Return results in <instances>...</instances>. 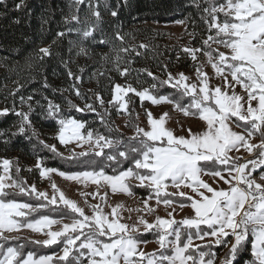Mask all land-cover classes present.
Segmentation results:
<instances>
[{
    "label": "snow or ice",
    "instance_id": "obj_1",
    "mask_svg": "<svg viewBox=\"0 0 264 264\" xmlns=\"http://www.w3.org/2000/svg\"><path fill=\"white\" fill-rule=\"evenodd\" d=\"M74 2L78 8L85 0ZM87 3L96 24L83 30L82 37L92 38L97 45H107L108 40H97L94 36L102 22L99 0L95 6L92 0ZM191 3L201 12V19L207 25L206 36H202L199 47L182 48L194 62L198 61V54L204 58L194 66L195 81H190L184 72L174 75L167 71V65L164 79L144 69L152 83L142 90L131 84L127 87L115 84L108 105L130 115L131 99L124 98L132 93L139 98L141 108L145 101L153 106L172 104L174 110L185 117L203 121V131L193 132L189 127L187 135H175L174 129L165 127L171 118L168 112L157 118L145 109L147 130L135 126V135L125 140L122 136L106 135L88 126L86 120L65 114L60 104L44 96L46 108L40 101L35 102L43 109L42 119L58 125L54 136L58 144H49L40 138L33 125V96L21 94L23 85L14 82L17 86L9 93L14 98V106L0 109V117L10 113L17 117L15 131L0 129V141L7 144L18 136H24L29 142L35 139L67 167L45 166L42 158L37 157L35 167L41 178L49 180L52 189L49 196L47 191H39L35 185L25 187V181L13 178L12 161H0L3 173L0 174V264H216L218 253L214 249L217 248L227 249L219 258V264H264V0H191ZM0 4L7 7V0H0ZM15 7L19 9L21 4ZM104 7L111 17L119 19L120 10L129 7V0L122 3L117 0L115 7L105 0ZM71 20L79 22L77 15H72ZM176 23L184 24L185 20ZM66 34L60 31L56 35L63 38ZM190 35L195 39V32ZM115 39L121 46L110 48L115 53L111 59L119 75L127 76L131 69L121 67V62L130 65L131 52L140 55L138 49H146L147 45L141 43L131 49L123 46L122 30L115 33ZM77 55L88 57L90 51L81 44ZM49 56L51 46L40 47L34 53V58L40 61ZM101 59L108 61L109 54L101 53ZM180 59L177 54V60ZM208 67L211 74L204 70ZM68 76L83 82L82 76L70 69ZM214 78L219 83H213ZM165 86L175 89L179 96L162 94L160 90ZM43 87H49L46 79ZM73 89L77 97L84 99L79 88L73 85ZM18 94L19 109L15 106ZM95 98L103 114L87 102L84 107L70 100L68 104L78 113L97 114L101 124L110 127L105 115L111 113L105 101L98 93ZM185 98H189L187 102ZM180 127L183 131V124ZM256 138L259 142L253 143ZM70 144L74 145L71 149ZM59 145L65 147L67 155L59 150ZM76 148L81 150L77 152ZM241 148L248 153V159L229 155L239 153ZM125 164L129 166L125 168ZM106 169H111L112 174ZM15 171L17 174L22 171L18 161ZM52 174L85 188L89 184L96 186L95 192L80 193L91 214L84 206L66 198L52 180ZM221 181L228 187H220ZM8 188L18 190L21 196L34 197L38 203L20 202L14 193L6 191ZM136 188L145 191L138 201L142 207L127 209L137 214L131 224L121 222L124 206L110 205L108 190L113 195L135 197ZM101 189H104L103 195ZM183 189H190V193ZM89 196L98 202L89 203ZM153 200L156 206L163 204L166 209L171 208L166 215L172 218L155 216L154 221L149 222L146 216L156 212L150 203ZM104 207H109L110 213H106ZM185 207H190L194 215L176 221L173 213ZM38 212V217L32 215ZM48 212L56 213L59 218H51ZM53 225L58 226L56 230L45 231ZM25 229L46 238H27L25 243L21 242L25 238L19 235H5L18 234ZM193 229L195 231H191ZM143 233H153L157 251L146 253L140 247L153 242L140 239ZM196 240L205 243L194 245ZM28 243L44 248L57 245L60 252L37 256L34 251L25 252Z\"/></svg>",
    "mask_w": 264,
    "mask_h": 264
},
{
    "label": "trees",
    "instance_id": "obj_2",
    "mask_svg": "<svg viewBox=\"0 0 264 264\" xmlns=\"http://www.w3.org/2000/svg\"><path fill=\"white\" fill-rule=\"evenodd\" d=\"M96 2L97 0H92L93 6L96 5ZM18 3L21 4V7L16 9L15 5ZM104 3L105 0H99L102 22L95 29L94 36L97 40L101 38L108 40L107 45H97L92 42V38L85 39L82 37L83 30H86L92 24H96V19L92 15L87 0L78 8L74 0H7V7L0 4V107L11 109L14 106V98L9 93L17 86L14 82H18L23 85L21 94L33 96L31 103L34 112L31 119L34 127L39 132L54 131L58 128L55 121L42 119L43 109L40 105L46 108L47 101L43 97L47 96L55 103L60 104L65 114L70 113L75 118L86 120L88 126L98 129L106 135L122 136L125 140L129 139L130 137L120 132L115 125L114 119L117 115L115 107L109 110L110 116L105 115V120L110 126L105 127L101 124L97 114L87 111L78 113L69 106L68 101L70 100L80 107H84L85 102L93 104L97 111L103 114L104 110L96 100L95 94L98 93L103 100H108L114 84L122 80L139 88L148 87L152 83V78L147 75V72L143 71L144 69L151 71L160 79L165 78V65L174 56L175 52L174 50L170 51L167 45H163L161 41H155L158 36L157 31L151 26L152 23L185 20V31L188 34V40L191 45L198 47L202 36H206L207 25L204 24L201 19V12L192 5L191 0H129V7L120 10L119 19L111 17L104 7ZM107 3L109 6L115 7L117 0H107ZM72 15H77L79 22L71 20ZM66 19L69 21L68 23L65 22ZM17 20L20 22L15 23ZM70 28L74 31L69 32ZM121 30L125 38L123 46L131 49L137 48L141 43L147 45L146 49H138L140 55H136L135 51L131 52V64L134 63L139 68L134 69L133 66L124 65L121 62V67L127 66L131 69L130 73L123 77L115 70L111 59L115 56V53L110 51V48L121 46V42L115 39V33ZM60 31L67 34L63 38H57L56 34ZM193 32L196 33L195 39L190 35ZM127 37L137 38L139 41L131 45L130 40L127 41ZM54 40H56V43H53ZM81 44L91 49L92 52H96L97 57L101 53H108L110 59L102 63L99 61L100 59L95 58L94 62L87 64L88 57L76 54ZM49 46H51V56L45 57L43 61L34 58V53L40 47ZM181 52L183 53V51ZM121 55L125 56L126 54L121 53ZM145 57H149L151 61L148 62ZM69 69L75 75L82 76L83 82L79 83L70 79L68 76ZM45 79L49 85L48 88L43 87ZM90 80L96 84L92 89H88L86 86ZM73 85L79 88L84 99L76 96ZM160 91L162 94L179 96L175 89L167 86ZM188 99L185 98V102ZM36 101H40V105H37ZM19 104L18 94L15 97L17 109H19ZM136 105L137 101L133 99L128 106L131 113L128 115L130 128L135 123L134 109ZM24 110H27L26 106ZM16 121L17 117L11 113L6 117H0V129L15 131ZM0 154L1 156L6 154L16 155V160H14L16 166L17 161L20 162L22 157H27L30 160H37V157H41L42 164L45 166L60 167L62 169L67 167L63 161L54 157L51 152L40 147L35 139L29 142L24 136L13 137L7 144L0 141ZM128 166L127 164L124 165L125 168ZM20 167L23 169V164ZM106 171L108 174H112L111 169H106ZM13 175L14 177L17 175L19 178L25 174L22 170L18 174L14 171ZM135 191L136 196L141 197L145 194L142 188H136ZM14 194L20 202L38 203L34 197L29 198L18 193ZM177 199L179 198L177 197ZM60 207L63 208L64 206ZM65 211L69 210L65 209ZM32 215L38 217L39 212ZM48 215L54 219L59 218L54 212H48ZM139 238L149 241L155 240L153 233H143ZM21 242L27 243V239L25 238ZM223 249L217 248L214 250L219 254ZM28 250L34 251L39 256L42 254L52 255L54 252L60 251V248L57 245L44 248L28 243L25 252Z\"/></svg>",
    "mask_w": 264,
    "mask_h": 264
},
{
    "label": "rangeland",
    "instance_id": "obj_3",
    "mask_svg": "<svg viewBox=\"0 0 264 264\" xmlns=\"http://www.w3.org/2000/svg\"><path fill=\"white\" fill-rule=\"evenodd\" d=\"M152 28H154L157 32V38H156V42L157 41H161V43L163 45H167V47L171 50H174L175 54L174 56L168 61L167 66L168 69L167 71L173 73L174 75H177L179 72H184L189 78L190 81H195V72H194V66L196 63H199L200 61H202L204 58L198 54V61L194 62L192 61L190 58H188L185 54H183L182 48L185 46H192V47H198L195 45H191V43L188 40V34L185 31V24H177L176 21H172V22H168V23H152L151 24ZM130 40V44H134L137 41H139V39H131V37H127V41ZM138 43V42H137ZM213 47H215V45H213ZM90 51V56H88L87 59V64H91L92 62L95 61V58L100 59L99 61L102 63H105L106 61L101 59V55L99 57H97L96 52H92L91 49H89ZM77 54V53H76ZM177 54L180 55L181 59L177 60ZM145 59L149 62L151 61V59L148 57ZM130 66H133L134 69L139 68L137 65L130 64ZM206 72L210 73L212 72L211 68H205L204 69ZM160 72V71H159ZM123 77V76H122ZM166 78V76H165ZM124 79V78H122ZM85 81H87V79H85ZM213 83H219L218 80H216L215 78L212 81ZM115 84H120L123 87H127L129 84L126 81H120L117 82ZM114 84V85H115ZM96 84H94L92 82V80H90L89 83L86 84V86L88 87V89H92ZM133 87L137 88L138 90H142L143 88H139L134 86L133 84H131ZM114 88V86H113ZM113 88L111 89V95L109 97L108 100H104L105 101V107H108L109 110H111L113 107L108 105V101L111 100L112 98V92H113ZM237 91H239V89H237ZM131 99V103L133 101V99H136L137 101V105L136 108L134 109V113H135V123L134 125L130 128L129 124L130 122L128 121V115L129 113L127 112H116V118L114 119L115 121V125L118 128V130L120 132H122L124 135H127L128 137H131L133 135H135L134 132V127L135 126H139L142 128H145L147 130V117L145 115V109H147V111L152 112V114L155 117H159L162 113L164 112H168L170 115V119H168L165 127L170 128V129H174V134L175 135H187V128H191L193 132H200L203 131L205 128V124L203 121H200L198 118H192V117H185L181 112L175 111L173 108L172 104H163V105H157V106H153L150 102L145 101L144 102V108H141L140 105V101L139 98L135 95H133L132 93L128 94V97H125L124 99ZM99 103V102H98ZM130 103V104H131ZM0 109H3L2 107H0ZM179 122V123H177ZM183 124L184 126V130H181L180 125ZM238 131V129H237ZM39 132V131H38ZM40 133V138L44 139L47 143L49 144H58V141L54 139V136L56 134V130L54 131H44L43 133ZM45 133V134H44ZM253 143H258V138L253 139L252 141ZM72 147H74V145L70 144L68 146L69 149H71ZM85 148H87V145H85ZM59 150L61 152H63L65 155H67V150L65 149V147L63 145H59ZM80 148H76V151H80ZM230 156L232 155H237L239 157H241L242 160L249 158L248 153L244 151V149H240L239 153H229ZM3 159H9L10 161H12L13 163V167L11 170V175L13 176V178L18 179V180H22L25 181V187H29L31 185H35L37 190L39 191H47L49 196H51L52 193V189L49 187V180L41 178L40 174H39V169H37L35 167L36 161L37 160H30L27 157H22L19 165L21 166L23 164V173L25 175H23V177H19L17 175H13L16 165L14 160H16V155L14 154H6L5 156H1L0 154V161H2ZM28 169H31V171H28ZM0 174L2 173V170H0ZM205 179H208L207 177H205ZM52 180H54L57 184V186L60 188L61 191H63L66 195V198L72 199L73 201H76L78 204H80L81 206L85 207L86 212H88L87 207L84 205V198L80 195V193L83 192H95L96 191V186L94 184H89L87 188H85L83 185H77L73 182H68L63 180L62 178H60L59 176H56L55 174H52ZM209 183H211V181L209 180ZM214 187L216 185H213ZM219 186L222 188H227V185H224L223 182L221 181L219 183ZM186 192L190 193V189H183ZM6 191L8 192H14V193H18V190L16 189H12V188H8L6 189ZM168 191H175L173 189H168ZM104 189H101V195H103ZM26 197V196H25ZM107 200L108 203L112 206H115L117 203L122 204L124 206V209L121 211V215L124 217V219L121 222L124 223H129L131 224L133 221L136 220L137 218V214L136 212H129L127 209H135L137 207H142L141 204L138 203V201L140 200V196H135V197H129L123 194H117V195H113L111 193V190H108V196H107ZM36 201V200H35ZM88 201L89 203L95 204L98 201L92 199L91 196L88 197ZM22 202V201H21ZM151 205L153 207L156 208V212L151 215V216H146V219L149 222H153L155 219V216H160L162 218H172V217H167L166 212L167 211H171V208H165V206L163 204L156 206L155 201H151L150 202ZM60 206H63L62 204ZM103 206V205H102ZM110 208L109 207H104V211L106 213H110ZM24 211H29L27 209H25ZM88 214H91L90 212H88ZM194 213L192 211V209L190 207H185L183 210H177V212L173 213V217L175 218L176 221H180L185 217H191L193 216ZM131 216V219H128V217ZM19 219V218H18ZM68 222V221H65ZM58 226L53 225L52 229H45V231L48 230H56ZM5 235H11V236H16L19 235L21 237L24 238H31V239H35V240H43L46 237L43 235H39V234H34L31 233L30 230H22L20 233H5ZM200 243H205L203 241H199L196 240L194 241V245L195 244H200ZM140 247L146 252V253H152L158 250V244L155 243L154 241L151 243H148L147 245H140ZM227 251V249H223L219 254H218V259L216 261V264H219V258H222L224 253ZM60 251H58L57 253H59Z\"/></svg>",
    "mask_w": 264,
    "mask_h": 264
}]
</instances>
